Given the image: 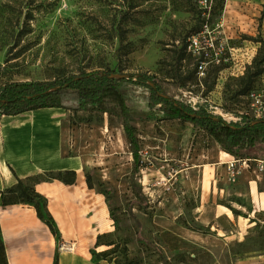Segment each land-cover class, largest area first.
I'll return each mask as SVG.
<instances>
[{"label": "rangeland", "instance_id": "374dc122", "mask_svg": "<svg viewBox=\"0 0 264 264\" xmlns=\"http://www.w3.org/2000/svg\"><path fill=\"white\" fill-rule=\"evenodd\" d=\"M204 26L209 62L198 73V60L186 46ZM93 70L155 76L175 99L204 105L226 122L240 115L263 120L264 0H0V86ZM126 105L140 142L141 168L133 182L119 118L67 111L71 131L65 142L74 149L77 131L82 144L87 141L93 187L107 192L120 221L102 256L115 264H201L207 250L221 253L217 232L202 224L214 222L213 216L195 209L210 205L218 188L242 189L248 177L258 182L264 205V168L259 171L256 162L264 161V146L252 152L258 159L250 158L244 175L232 179L220 146L192 122L166 119L161 104L149 108L148 88L130 84ZM239 199L233 201L241 204ZM256 218L260 223L249 231L248 245L263 248L264 218ZM218 223L230 228L224 219Z\"/></svg>", "mask_w": 264, "mask_h": 264}, {"label": "crops", "instance_id": "0c3cea01", "mask_svg": "<svg viewBox=\"0 0 264 264\" xmlns=\"http://www.w3.org/2000/svg\"><path fill=\"white\" fill-rule=\"evenodd\" d=\"M67 111L44 108L0 118V230L8 264H115L102 256L115 231L108 197L93 187V156L86 151L87 141L82 144L77 131L74 149L65 142L71 131ZM223 154L226 161L231 159ZM69 171L75 173L73 183L58 179ZM18 180L45 199L42 212L52 218L57 236L34 207L1 205V192ZM245 180L240 190L218 188L216 197L210 195V205L195 209L213 216L214 222L202 224L217 232L222 245L221 253H203L201 264H264V247L250 248L247 239L251 228L260 223L256 215L264 218L262 196L253 177ZM222 219L229 229L220 226ZM61 242L73 243V249L59 250Z\"/></svg>", "mask_w": 264, "mask_h": 264}, {"label": "trees", "instance_id": "16d2710c", "mask_svg": "<svg viewBox=\"0 0 264 264\" xmlns=\"http://www.w3.org/2000/svg\"><path fill=\"white\" fill-rule=\"evenodd\" d=\"M122 43L123 35L119 36ZM185 48V46H184ZM119 74L113 70H93L71 75L63 80L45 82H9L0 86V118L2 116H16L28 111L57 108L73 111H89L106 113L119 118L129 152L132 156L130 179L141 168L140 142L134 122L136 118L131 114L126 105V93L130 84L142 85L150 93V107L161 104V111L166 119H181L192 122L202 128L220 146L221 150L236 158H254L250 156L254 150L264 146V122L247 115H240L238 121L226 122L221 116L214 114L206 106H192L175 99V95L168 91L167 82L149 75H131L128 78H117ZM257 72L256 75H259ZM153 84L154 88L150 86ZM180 85H175L179 88ZM163 96H166L163 97ZM75 173L69 171L59 180L71 184ZM68 177V178H67ZM87 183L90 186L89 177ZM99 192L108 196L104 189ZM140 197V191L137 193ZM45 199L38 195L32 188L27 187L20 180L11 187L1 192V205L26 204L36 209L37 214L48 226L54 236L58 230L52 218L42 212ZM109 214L113 220L114 229L120 221L115 217L109 200H107ZM233 214L237 212L228 207ZM138 242H142L140 237ZM98 243V242H97ZM108 245H110L108 243ZM163 263H166L164 260ZM0 264H8L5 247L1 239L0 230ZM116 264H136L125 260Z\"/></svg>", "mask_w": 264, "mask_h": 264}, {"label": "built area", "instance_id": "2783aa9c", "mask_svg": "<svg viewBox=\"0 0 264 264\" xmlns=\"http://www.w3.org/2000/svg\"><path fill=\"white\" fill-rule=\"evenodd\" d=\"M204 15V13H202ZM208 35L207 27L204 26V28L197 34H192L188 40H187V46L186 50L192 58L198 60L197 63V71L198 73H203L204 70L206 69V65L209 62V55L207 54L206 48L203 47L202 44V37L204 35ZM207 42H205L206 46ZM250 159L248 158H236L231 156V159L225 162L227 171L230 173L232 176V179L235 177V174L240 173L241 170H245L248 168ZM257 162V167L259 171H262L264 168V161L262 160H256ZM74 244L73 243H66V242H61L58 245L59 250H64V251H71L73 249Z\"/></svg>", "mask_w": 264, "mask_h": 264}, {"label": "water", "instance_id": "95a60500", "mask_svg": "<svg viewBox=\"0 0 264 264\" xmlns=\"http://www.w3.org/2000/svg\"><path fill=\"white\" fill-rule=\"evenodd\" d=\"M114 76L117 77V78H128V77H129L128 75H123V74H116V75H114ZM150 86H151L152 88H154L153 84H150ZM163 97L166 98V96H163ZM259 121H260V120H259ZM263 122H264V120H263Z\"/></svg>", "mask_w": 264, "mask_h": 264}, {"label": "bare ground", "instance_id": "6f19581e", "mask_svg": "<svg viewBox=\"0 0 264 264\" xmlns=\"http://www.w3.org/2000/svg\"><path fill=\"white\" fill-rule=\"evenodd\" d=\"M207 190H208V184L206 183V184L204 185V189H203L204 194H207Z\"/></svg>", "mask_w": 264, "mask_h": 264}]
</instances>
